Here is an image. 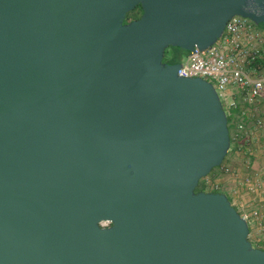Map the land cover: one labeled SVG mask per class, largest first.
<instances>
[{
    "label": "water",
    "instance_id": "obj_1",
    "mask_svg": "<svg viewBox=\"0 0 264 264\" xmlns=\"http://www.w3.org/2000/svg\"><path fill=\"white\" fill-rule=\"evenodd\" d=\"M233 15L264 0H0V264H264L195 190L229 146L216 92L162 61Z\"/></svg>",
    "mask_w": 264,
    "mask_h": 264
},
{
    "label": "built area",
    "instance_id": "obj_2",
    "mask_svg": "<svg viewBox=\"0 0 264 264\" xmlns=\"http://www.w3.org/2000/svg\"><path fill=\"white\" fill-rule=\"evenodd\" d=\"M176 74L210 83L227 121L228 149L222 162L199 180L201 190L218 192L217 178L232 175L247 193L262 194L264 183L259 172L245 171L239 177L225 157L231 151L239 152L246 155L247 164L252 165L250 139L260 136L264 140V27L233 15L211 45L194 48L180 58ZM262 155L261 167L264 168V153ZM239 211L247 222L249 215L257 217L256 210ZM100 225L108 223L101 221Z\"/></svg>",
    "mask_w": 264,
    "mask_h": 264
},
{
    "label": "crops",
    "instance_id": "obj_3",
    "mask_svg": "<svg viewBox=\"0 0 264 264\" xmlns=\"http://www.w3.org/2000/svg\"><path fill=\"white\" fill-rule=\"evenodd\" d=\"M257 135V134H256ZM251 156L253 163L247 164L246 155L239 152H229L225 160L232 165V168L238 172L237 176L241 177L245 171L259 172L258 174L264 183L263 163L264 140L260 136L250 139ZM218 192L224 193L230 203L242 212L250 210L257 211V217L249 215L248 217V240L252 246L264 249V192L260 195L247 193L238 185L237 179L232 175H221L217 178ZM239 211V212H240Z\"/></svg>",
    "mask_w": 264,
    "mask_h": 264
},
{
    "label": "trees",
    "instance_id": "obj_4",
    "mask_svg": "<svg viewBox=\"0 0 264 264\" xmlns=\"http://www.w3.org/2000/svg\"><path fill=\"white\" fill-rule=\"evenodd\" d=\"M138 8V7H137ZM135 10V8H133L131 11H129L124 18V22L126 21V18L129 16L130 13H132ZM138 10L140 11V9L138 8ZM135 18V16H131L129 20ZM128 20V21H129ZM261 26L264 27V24H259ZM176 50H179L181 52H185L182 49L176 48V47H166L163 51V56H162V61L166 62V63H174L177 62L180 59V53H178ZM186 53V52H185ZM184 53V54H185ZM201 190L200 188V183L198 182L197 186H196V191Z\"/></svg>",
    "mask_w": 264,
    "mask_h": 264
},
{
    "label": "rangeland",
    "instance_id": "obj_5",
    "mask_svg": "<svg viewBox=\"0 0 264 264\" xmlns=\"http://www.w3.org/2000/svg\"><path fill=\"white\" fill-rule=\"evenodd\" d=\"M139 14H140V11H139L138 8L136 7L135 10H134L132 13H130L129 16L126 18V21H128V20L130 19L131 16H135V18L138 17ZM176 51H177L178 53L181 54V55H180V58H182L185 52H181V51H179V50H176ZM179 60H180V59H179ZM179 60H178V61H179ZM178 61H177V62H178ZM195 190H196V188H195Z\"/></svg>",
    "mask_w": 264,
    "mask_h": 264
},
{
    "label": "flooded vegetation",
    "instance_id": "obj_6",
    "mask_svg": "<svg viewBox=\"0 0 264 264\" xmlns=\"http://www.w3.org/2000/svg\"><path fill=\"white\" fill-rule=\"evenodd\" d=\"M136 7H138V5L137 6H135L134 8H136ZM139 8V7H138ZM134 19V18H133Z\"/></svg>",
    "mask_w": 264,
    "mask_h": 264
}]
</instances>
